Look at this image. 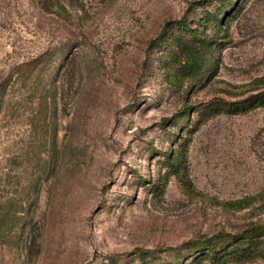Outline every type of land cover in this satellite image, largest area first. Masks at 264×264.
<instances>
[{"label":"rangeland","instance_id":"374dc122","mask_svg":"<svg viewBox=\"0 0 264 264\" xmlns=\"http://www.w3.org/2000/svg\"><path fill=\"white\" fill-rule=\"evenodd\" d=\"M219 1L0 0V264H171L264 223V108L212 117L184 149L162 124L264 92V0Z\"/></svg>","mask_w":264,"mask_h":264},{"label":"trees","instance_id":"16d2710c","mask_svg":"<svg viewBox=\"0 0 264 264\" xmlns=\"http://www.w3.org/2000/svg\"><path fill=\"white\" fill-rule=\"evenodd\" d=\"M243 2L244 0H220L218 15L232 16L236 14ZM203 21L212 31L211 35H205L199 39L201 46L206 47L215 43V38L222 32L224 21H219L216 15H212L211 18L206 17ZM170 25L178 31L185 32L195 38L197 37V29L190 28L183 17L179 20L171 21ZM216 67V62L208 56L200 66L197 77L206 78L211 76ZM43 89L40 86H36L35 95L42 96ZM257 108H264V92L238 103H214L202 108L185 106L172 120L163 119L162 124H171L172 126L177 124L179 126L177 129L174 128L171 136L174 137L176 144L181 149H184L191 134L212 117L218 114L241 115ZM195 109L197 111V119L190 121L189 113ZM180 130L182 132L186 131V133L182 135L183 133ZM172 148L169 153H162L163 158L167 161H169L173 152ZM163 190V186H156L155 195L161 196ZM181 248L183 251L175 255L171 264H199L202 261H208L210 264H233L246 263L255 259L264 261V223L243 229L237 234L221 232L211 236L202 235L183 243ZM137 255L139 264H167L151 251L142 250Z\"/></svg>","mask_w":264,"mask_h":264}]
</instances>
